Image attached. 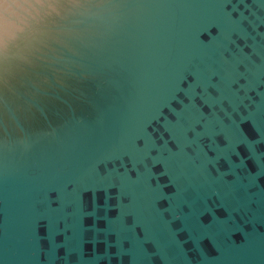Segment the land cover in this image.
Masks as SVG:
<instances>
[{
    "label": "water",
    "instance_id": "95a60500",
    "mask_svg": "<svg viewBox=\"0 0 264 264\" xmlns=\"http://www.w3.org/2000/svg\"><path fill=\"white\" fill-rule=\"evenodd\" d=\"M216 10L210 0H0V264H43L31 254L37 205L53 191L70 197L84 176L109 167L150 99L199 71V55L219 46L207 25ZM259 77L264 70L253 68L257 101ZM260 130L248 118L239 160L229 172L208 171L195 189L202 202L217 189L241 193L221 208L231 223L195 250L194 209L174 222L171 202L157 205L147 186L113 193L114 221L127 217L151 234V264H264ZM77 223L87 227L84 215Z\"/></svg>",
    "mask_w": 264,
    "mask_h": 264
},
{
    "label": "snow or ice",
    "instance_id": "6c2138e0",
    "mask_svg": "<svg viewBox=\"0 0 264 264\" xmlns=\"http://www.w3.org/2000/svg\"><path fill=\"white\" fill-rule=\"evenodd\" d=\"M210 2L217 10L207 21L208 32L219 46L199 55V71L175 78L150 99L135 136L120 142L109 167L84 176L70 197L53 191L35 208L31 254L43 264H151L157 251L151 234L133 228L127 217L113 219L117 189L136 195L147 186L157 205L171 202L174 222L194 209L193 250L209 231L231 223L222 222L227 214L221 208L229 198L239 202V190L217 189L202 202L195 189L208 171L229 172L239 160L248 118L261 124L264 141V77L260 99L251 95L253 68L264 70V0ZM3 111L0 101V115ZM259 166L264 174V158ZM89 193L95 201L85 203ZM81 215L87 227L77 223Z\"/></svg>",
    "mask_w": 264,
    "mask_h": 264
}]
</instances>
